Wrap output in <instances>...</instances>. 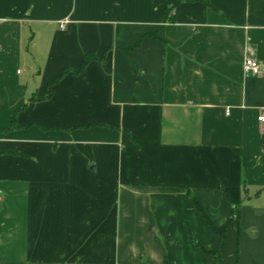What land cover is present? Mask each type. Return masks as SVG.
<instances>
[{
  "label": "crops",
  "instance_id": "1",
  "mask_svg": "<svg viewBox=\"0 0 264 264\" xmlns=\"http://www.w3.org/2000/svg\"><path fill=\"white\" fill-rule=\"evenodd\" d=\"M262 111L264 0H0V264H264Z\"/></svg>",
  "mask_w": 264,
  "mask_h": 264
},
{
  "label": "trees",
  "instance_id": "2",
  "mask_svg": "<svg viewBox=\"0 0 264 264\" xmlns=\"http://www.w3.org/2000/svg\"><path fill=\"white\" fill-rule=\"evenodd\" d=\"M167 13V12H166ZM149 36L151 37H157V34L155 33H148ZM96 56L93 53H88L84 56L83 61L80 65V67L76 70V72L84 69V67L93 60H96ZM67 72V70H65L63 73ZM225 192L230 200V202L232 203V218L228 219L220 228H215L212 226V229L219 235L220 240H219V245L216 249V255L219 252V249L221 248L223 241H224V231L226 229V227L230 224V222L232 221V219L234 217H236L238 215V206L240 204V191L237 188H225Z\"/></svg>",
  "mask_w": 264,
  "mask_h": 264
},
{
  "label": "built area",
  "instance_id": "3",
  "mask_svg": "<svg viewBox=\"0 0 264 264\" xmlns=\"http://www.w3.org/2000/svg\"><path fill=\"white\" fill-rule=\"evenodd\" d=\"M259 69V65L258 63L251 59V58H246L245 62H244V66H243V71L245 73V75H249L252 72H255ZM257 120L260 123H264V111L260 112L257 116ZM0 200H1V191H0Z\"/></svg>",
  "mask_w": 264,
  "mask_h": 264
}]
</instances>
